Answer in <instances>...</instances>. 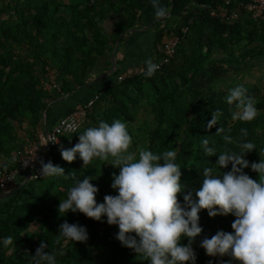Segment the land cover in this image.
<instances>
[{"label":"trees","instance_id":"16d2710c","mask_svg":"<svg viewBox=\"0 0 264 264\" xmlns=\"http://www.w3.org/2000/svg\"><path fill=\"white\" fill-rule=\"evenodd\" d=\"M148 1L0 0V172L17 165L24 138L37 141L40 155L45 156L46 137L42 145L35 133L37 126H42L45 109L60 96L91 80L98 62L115 48L117 40L118 44L123 42ZM223 2L170 0L171 13L158 28L153 52L147 59L153 62L162 59L155 47L177 35L179 41L173 56L152 77L142 72L118 80L124 69L116 67L109 75L112 79L78 106L94 100L87 108V120L80 131L98 125L100 120L111 124L120 119L128 125L133 137L130 151L137 157L143 148L156 153L175 151L176 163L181 166V183L186 185L184 192L192 191L193 195L203 180V168L220 171L215 164L219 153L239 152V141H252L256 145V149L242 154L250 163L264 158V62L262 84L248 90L259 110L253 121H234V106L212 85L216 79L215 50L240 66L257 57L264 58V18L253 19L244 11L237 21L227 23L210 16V9ZM49 71H54L57 89L46 90L43 86ZM78 107L69 108L60 117ZM214 112L218 121L209 128ZM48 127L50 130L52 126L48 123ZM219 128L224 132H218ZM241 128L247 129V136ZM225 134L233 137V143L223 140ZM204 139L210 141L217 154L206 155ZM78 142L79 133L68 132L52 144L48 161L63 167L65 175L39 174L27 181L23 176L12 193L2 198L0 240L11 236L13 244L0 245V264H32L41 241L48 244L45 251L56 254L57 264H149L148 259L116 238L118 226L108 224L106 215L96 220L79 211L59 213L60 199H65L74 185L73 175L79 179L84 175L95 177L90 182L99 187L98 202H103L106 194H117L111 187L113 173L120 171L110 163L114 158L108 162L94 159L87 165L78 153L71 162L62 158L61 146L70 148ZM230 169L231 164L222 168V172ZM244 172L259 180L250 166ZM183 194L178 193L181 201ZM199 215L203 231L192 244L196 264L210 261L239 264L227 255L209 256L200 245L205 236L210 238L218 230L233 232L231 224L235 217L232 214L211 217L207 209H202ZM65 221L86 226L88 239L65 241L58 234ZM181 243L187 244L188 238Z\"/></svg>","mask_w":264,"mask_h":264},{"label":"clouds","instance_id":"9594fccd","mask_svg":"<svg viewBox=\"0 0 264 264\" xmlns=\"http://www.w3.org/2000/svg\"><path fill=\"white\" fill-rule=\"evenodd\" d=\"M151 4L156 18L165 19L170 15L161 0H151ZM144 64L143 74L146 77L154 76L160 68L159 63L151 58ZM226 102L234 106V121H253L259 115L256 101L248 94L244 84L238 83L229 88ZM217 112L209 121V128L217 123ZM79 129L78 123L67 125L66 131L79 133V142L70 148L61 146L62 158L71 162L78 153L84 165L94 159L108 162L114 158L110 163L118 166L120 171L113 173L111 187L117 194H106L103 202H98L99 187L90 182L95 177L84 175L83 179H79L73 175L74 185L68 190L67 197L60 199V214L69 210L79 211L96 220L106 215L108 224L118 226L116 238L148 259L149 264H196L197 254L192 244L203 231L199 223L201 210L207 209L211 217L232 214L235 217L231 224L234 231L221 229L210 238L205 236L200 242L201 247L212 257L227 255L239 264H264V158L250 163L242 155L256 149L252 141H239V152L219 153L215 164L220 171L204 167L203 180L193 195L192 191L184 192L186 185L181 183L177 153L173 150L156 153L143 148L137 157L135 152L130 151L133 137L122 120L115 119L111 124L100 120L98 125L83 131ZM218 132H224V129L219 128ZM241 132L247 136V129L241 128ZM49 140L57 142L51 136L47 142ZM223 140L233 143V137L228 134L223 135ZM202 146L206 155L218 153L208 139L202 141ZM40 163L42 176L65 175V169L50 160ZM229 164L231 169L222 172V168H227ZM249 166L258 173L259 180L244 172V168ZM182 192L183 201L178 197V193ZM58 234L65 241L88 239L86 226L79 223L65 221L60 225ZM185 237L188 238L187 244L181 243ZM11 244V236L0 240V245ZM46 248L48 244L41 241L32 256V264H57L56 254L45 251ZM223 264L232 262L225 261Z\"/></svg>","mask_w":264,"mask_h":264},{"label":"crops","instance_id":"0c3cea01","mask_svg":"<svg viewBox=\"0 0 264 264\" xmlns=\"http://www.w3.org/2000/svg\"><path fill=\"white\" fill-rule=\"evenodd\" d=\"M161 2L168 7L171 13L170 0H161ZM170 21H173V19ZM163 25L164 19L155 17L151 0H149L147 5L138 13L136 24L130 29L133 31H128L123 42L121 44L116 43L115 48L98 62L90 78L91 80L82 86L75 87L63 96L59 95L58 99L48 105L49 109L47 107L46 118L43 119L42 126H37L38 130L35 132L39 142L43 145L44 137H46V128L49 130L48 123L49 126H53L69 108L78 107L81 103L91 98L105 83L112 79L109 75L116 67H121L125 70L129 67L142 65L143 61L153 52L157 30ZM113 55L115 62L112 61ZM108 66L109 68L107 69ZM46 119H48V123ZM21 177L23 176H18L16 181L8 184L0 191V202L3 198L1 194L10 192Z\"/></svg>","mask_w":264,"mask_h":264},{"label":"built area","instance_id":"2783aa9c","mask_svg":"<svg viewBox=\"0 0 264 264\" xmlns=\"http://www.w3.org/2000/svg\"><path fill=\"white\" fill-rule=\"evenodd\" d=\"M234 3V6L232 5ZM248 12L253 19L264 18V0H224L222 4L217 5L210 9V16L216 17L223 22L233 23L240 18L242 12ZM186 29H183L185 31ZM179 41L177 35H171L163 43L157 44L155 50L162 54V59L158 60L156 63L162 65L167 62L171 56L174 54L175 46ZM155 54V60H156ZM144 66H133L125 69L121 74L117 76L118 80H122L125 77L132 76L134 74H139L144 71ZM48 81L44 82V88L46 90L57 89L58 86L54 79V71H49ZM95 99V98H94ZM93 99L90 100L85 106H80L70 112L69 114L60 117L57 122L51 127L49 133L46 135V141L49 136L57 139L59 141V136L68 133L66 131L67 125L75 122L80 126L87 120V108L93 103ZM51 145L56 143L48 141ZM41 147L37 141L24 138L22 142V148L18 152L17 165L13 169H5L0 172V191H2L8 184L17 180L18 176H26L29 170H32L30 177L37 178L41 170V161L44 160V156L40 155Z\"/></svg>","mask_w":264,"mask_h":264},{"label":"rangeland","instance_id":"374dc122","mask_svg":"<svg viewBox=\"0 0 264 264\" xmlns=\"http://www.w3.org/2000/svg\"><path fill=\"white\" fill-rule=\"evenodd\" d=\"M213 56L217 59L215 64L216 79L212 82L216 92L224 93L227 96L228 89L235 84H244L248 90L262 84L264 58L257 57L246 62V66H240L228 56H222L218 49L215 50Z\"/></svg>","mask_w":264,"mask_h":264},{"label":"water","instance_id":"95a60500","mask_svg":"<svg viewBox=\"0 0 264 264\" xmlns=\"http://www.w3.org/2000/svg\"><path fill=\"white\" fill-rule=\"evenodd\" d=\"M129 31H133V30H129ZM119 40H117L116 43H118ZM112 61L115 62V58H114V55L112 56ZM46 112H47V109H45L44 113H43V119L46 118ZM49 133V130L46 128V135ZM51 149H52V145L50 143H47V151H46V154L44 156V162L48 161L50 155H51ZM32 173V170H29L25 176V181H27L29 178H30V175ZM12 193V191L10 192H7V193H2L1 195L3 197H6L8 195H10Z\"/></svg>","mask_w":264,"mask_h":264}]
</instances>
